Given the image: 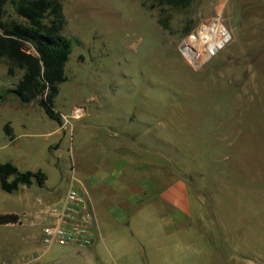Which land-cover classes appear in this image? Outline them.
Listing matches in <instances>:
<instances>
[{
    "label": "rangeland",
    "instance_id": "obj_1",
    "mask_svg": "<svg viewBox=\"0 0 264 264\" xmlns=\"http://www.w3.org/2000/svg\"><path fill=\"white\" fill-rule=\"evenodd\" d=\"M1 1L4 20H21L13 0ZM59 1L71 43L53 99L61 122L37 99L24 103L11 91L0 99V161L47 173L44 186L34 182L25 192L49 200L35 211L18 201L22 190L0 186V213L21 216L0 223V260L19 254L32 220L40 231L46 208L69 187L84 191L82 166L116 169L122 157L126 171L138 166L130 180L152 165L181 180L189 233L207 250L205 263L264 264V0H192L182 8ZM23 48L36 53L29 42ZM22 73L0 61V95Z\"/></svg>",
    "mask_w": 264,
    "mask_h": 264
},
{
    "label": "crops",
    "instance_id": "obj_2",
    "mask_svg": "<svg viewBox=\"0 0 264 264\" xmlns=\"http://www.w3.org/2000/svg\"><path fill=\"white\" fill-rule=\"evenodd\" d=\"M61 127L53 131L57 132L55 135L60 134ZM46 134L50 136L48 131ZM13 164L21 169L19 164ZM152 166V173L135 180L130 177L138 166L126 171L127 162L122 157L116 169L102 168L94 173L90 172V167L82 166L88 176L82 178L80 185L95 216L93 243L88 247L45 246L40 242V231L32 229L36 223L34 219L30 231L21 236L19 254L11 256V263L27 258L26 264H56L63 256L70 259L66 264H180L182 257H186L189 264H208L207 250L189 233L190 212L183 194L184 185L181 186L180 179L165 176L162 169L158 171L156 165ZM47 181L45 173L40 187ZM30 185H19L17 190L22 191L18 201L26 202L27 207L35 211L40 210L38 206L49 200L40 191L38 196L32 191L25 192ZM63 246L69 251L63 250Z\"/></svg>",
    "mask_w": 264,
    "mask_h": 264
},
{
    "label": "trees",
    "instance_id": "obj_3",
    "mask_svg": "<svg viewBox=\"0 0 264 264\" xmlns=\"http://www.w3.org/2000/svg\"><path fill=\"white\" fill-rule=\"evenodd\" d=\"M158 5L186 7L192 0H155ZM15 12L21 20H4L3 2L0 0V61L8 72L20 68L23 73L13 89H5L0 95L14 92L19 99L30 102L37 99L46 115L60 123L62 115L53 107V99L59 83L66 80L65 62L71 51L70 40L62 33L66 19L59 0H13ZM159 22L161 20L159 19ZM29 42L35 54L26 52L24 42ZM10 134L9 124H5ZM45 173L41 170L21 171L10 161H0V186L13 192L20 184L30 185L33 180L43 183ZM20 222L16 213H1L0 223Z\"/></svg>",
    "mask_w": 264,
    "mask_h": 264
},
{
    "label": "built area",
    "instance_id": "obj_4",
    "mask_svg": "<svg viewBox=\"0 0 264 264\" xmlns=\"http://www.w3.org/2000/svg\"><path fill=\"white\" fill-rule=\"evenodd\" d=\"M46 213L50 220L40 228V242L45 246L53 244L88 247L94 240L95 216L84 191L69 187L62 203L49 206ZM22 258L16 264H26ZM0 264H12L0 260Z\"/></svg>",
    "mask_w": 264,
    "mask_h": 264
},
{
    "label": "water",
    "instance_id": "obj_5",
    "mask_svg": "<svg viewBox=\"0 0 264 264\" xmlns=\"http://www.w3.org/2000/svg\"><path fill=\"white\" fill-rule=\"evenodd\" d=\"M181 50H182V48H181Z\"/></svg>",
    "mask_w": 264,
    "mask_h": 264
}]
</instances>
